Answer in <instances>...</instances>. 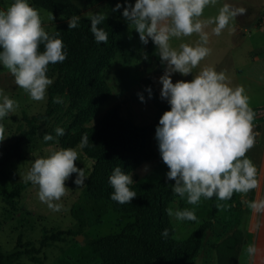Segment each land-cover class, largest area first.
<instances>
[{
    "label": "rangeland",
    "instance_id": "374dc122",
    "mask_svg": "<svg viewBox=\"0 0 264 264\" xmlns=\"http://www.w3.org/2000/svg\"><path fill=\"white\" fill-rule=\"evenodd\" d=\"M70 1L76 6V15L80 19L88 18L91 13H107L106 19L122 22L126 26L118 51L100 73L109 89V96L95 113L80 124L75 122L76 112L70 109L66 95L61 92V86L55 77L46 74L53 83L47 88L43 101H34L15 84L11 73L0 66V88L18 105L15 113L3 121L8 136L0 141V160L7 154L13 140L21 132L30 131L34 126V133L20 146L21 158L10 159L0 166V264H100L94 242L120 233L132 222L131 215L118 213L109 201L90 196L86 189L88 177L84 186L78 188L72 183L75 173L65 181L69 190L59 201L63 205L62 209L54 212L38 200V187L25 182L23 177L35 158L47 156L61 148H75L79 153V160L74 163L77 168H84L86 173H90L91 162L79 148L70 145V138L77 130L95 125L112 108H116L118 114L133 125H150L156 118L153 99L156 98L159 104L167 103L159 95L161 85L158 78L163 74L164 66L160 63L151 40L147 45L142 44L138 33L121 16L124 0ZM11 2L12 0H0V10L6 9ZM28 2L39 11L42 27L49 34L67 24L71 18L53 15L54 20L50 21V12L33 6L29 0ZM118 2L122 7L113 12V6ZM128 3H134V0H128ZM224 3L243 7L246 12L231 22V30L225 28L219 36L211 33L213 25H209L206 31L209 33L207 46L211 49L210 54L193 69L192 74L181 76L173 73L172 82L191 80L192 75L211 66L217 72L225 73L229 86H243L253 111L264 109L262 0H218L215 6L205 8L201 19L215 16ZM197 40V34H193L173 38L170 43L173 47H178L180 43L193 44ZM147 89H150V98ZM138 94L144 97L143 102ZM54 97H60L63 103H55ZM252 125V131L256 133L255 144L245 155L257 168L256 189L247 194L234 193L228 201H219L215 197L207 200L202 198L198 205H189L186 199L174 194L167 206L174 210L194 209L197 217V221H177L167 215L175 241H184L198 227H205L198 253L191 264H264L263 225L253 234L247 233L250 216H257L247 208L245 201L264 196V118L255 116ZM56 127H63L64 134L54 141L45 142L44 133L55 137ZM154 134L152 146L156 158L141 163L129 172L133 184H153L166 178L168 168L162 162ZM217 204H227L229 207L217 208ZM253 242L260 251L250 262L244 249ZM30 249L35 251L28 253Z\"/></svg>",
    "mask_w": 264,
    "mask_h": 264
},
{
    "label": "clouds",
    "instance_id": "9594fccd",
    "mask_svg": "<svg viewBox=\"0 0 264 264\" xmlns=\"http://www.w3.org/2000/svg\"><path fill=\"white\" fill-rule=\"evenodd\" d=\"M218 0H124L120 12L128 25L138 33L139 41L147 45L149 39L155 46L163 74L158 78L161 85L160 98L166 100L169 109L159 117L155 127V140L162 162L167 166L166 179L174 181L172 192L189 205H198L201 199L215 197L228 201L234 193L247 194L258 187L257 168L245 154L255 144L256 133L252 131L254 111L248 103L243 86L231 87L223 71L204 67L191 80L172 82V74H192L194 68L207 57L209 33L219 36L225 28L231 30V22L243 15L246 9L224 3L215 16L201 19L205 8L215 6ZM116 3L112 11L121 9ZM107 13H91L90 32L96 43H107L109 34L103 27ZM48 19L54 20L52 13ZM80 16L73 15L67 28L79 26ZM197 34L193 43H180L173 47V38ZM43 50H40V46ZM67 49L58 36L49 35L42 27L39 11L28 0H12L6 9L0 10V66L14 77L15 84L34 101H43L47 88L53 80L46 75L49 64L63 62ZM145 59L147 57L145 56ZM149 98L151 97L150 89ZM143 102L144 97L138 94ZM55 103H63L60 97ZM17 102L0 88V141L8 135L3 121L15 113ZM55 137L44 133L43 140L54 141L64 134L63 127L54 129ZM89 143V135L82 134L77 148ZM79 153L75 148H61L47 156L35 158L23 179L38 187L40 202L52 211L63 207L59 201L69 190L65 181L73 173L72 183L84 186L90 173L77 168ZM147 166H145V170ZM108 183L113 189L110 199L120 204L130 203L136 192L130 189L134 183L130 173L121 166L112 169ZM248 209L257 217L264 216V197L245 201ZM217 204V208H227ZM166 214L177 221H197L194 209L167 208ZM257 219L253 230L261 227ZM168 229L161 231L167 237ZM249 261H253L260 249L249 243L244 249Z\"/></svg>",
    "mask_w": 264,
    "mask_h": 264
},
{
    "label": "trees",
    "instance_id": "16d2710c",
    "mask_svg": "<svg viewBox=\"0 0 264 264\" xmlns=\"http://www.w3.org/2000/svg\"><path fill=\"white\" fill-rule=\"evenodd\" d=\"M29 1L54 16L72 17L78 12L70 0ZM98 27L108 32L107 43L94 41L88 18L80 19L77 28L68 29L65 24L49 34L63 41L67 56L63 62L49 64L46 74L59 81L70 109L76 112L74 120L80 124L95 113L109 96V89L100 73L118 51L121 35L126 29L124 23L111 19H106ZM40 50H43L42 45ZM153 101L156 118L150 125H133L122 118L116 108H112L95 125L77 130L70 138V145L77 147L82 134L89 135L88 145L80 149L91 162L86 181L88 194L97 200L109 201L116 212L129 214L133 219L120 233L94 242L100 264H191L200 247L205 230L203 225L184 241L178 242L173 238V229L165 210L174 195L171 190L174 181L165 178L153 184L130 185V189L136 192L130 203L120 204L110 199L113 189L108 177L114 167L119 165L122 171L129 173L141 163L156 158L152 137L159 117L169 109V105L159 104L156 98ZM33 133L34 126L30 131L21 132L0 160V166L10 159L21 158L20 146ZM165 228L168 235L161 237ZM33 251L30 249L28 253Z\"/></svg>",
    "mask_w": 264,
    "mask_h": 264
},
{
    "label": "crops",
    "instance_id": "0c3cea01",
    "mask_svg": "<svg viewBox=\"0 0 264 264\" xmlns=\"http://www.w3.org/2000/svg\"><path fill=\"white\" fill-rule=\"evenodd\" d=\"M263 153H264V147H263ZM263 192H264V187H263ZM262 197H264L262 195ZM258 219L260 220L261 222V225H263V235H264V216H260L258 217ZM257 221V217L255 218L254 216H250L249 218V221H248V228H247V233L250 235V234H253L255 232V230H253V225L256 223Z\"/></svg>",
    "mask_w": 264,
    "mask_h": 264
},
{
    "label": "built area",
    "instance_id": "2783aa9c",
    "mask_svg": "<svg viewBox=\"0 0 264 264\" xmlns=\"http://www.w3.org/2000/svg\"><path fill=\"white\" fill-rule=\"evenodd\" d=\"M262 8H263V13H264V0H262ZM254 113H255L256 117L264 118V109L263 108L254 111Z\"/></svg>",
    "mask_w": 264,
    "mask_h": 264
}]
</instances>
